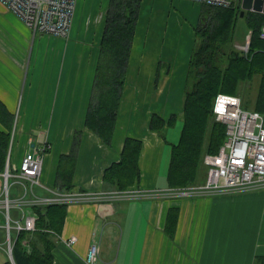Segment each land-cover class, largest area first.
<instances>
[{
	"label": "crops",
	"instance_id": "obj_1",
	"mask_svg": "<svg viewBox=\"0 0 264 264\" xmlns=\"http://www.w3.org/2000/svg\"><path fill=\"white\" fill-rule=\"evenodd\" d=\"M146 1L153 12L149 27L153 37L149 33L146 41L152 52L147 56L140 53L135 60L130 58L111 145L102 143L86 126L102 38L97 34L93 40L88 37L83 40L80 28L72 34L77 20L74 14L68 36L50 35L65 38V42L57 39L45 45L42 37L35 52L36 36L31 40L29 27L0 1V102L13 114L6 167L14 170L28 151L41 152L44 154L41 184L34 186V192L49 196L52 190L67 191L60 186L63 182H59V164L61 157L71 152L75 133L80 130L81 144L71 190L94 194L113 191L104 183L106 168L121 159L126 137L140 138L142 175L129 188L147 195L68 204L61 232H51L53 264H87L85 255L93 241L100 243L103 264H255L259 257H264V188L192 196L151 194L157 189L171 188L167 181L171 146L167 147L166 141L171 129L169 126L163 129L166 136L163 138L150 128L151 117L158 113L168 119L175 103L177 119L183 123V101L182 104L176 101L179 94L173 98L171 95L175 88L184 92L193 51L177 58L172 75L166 72L161 81L159 74L158 81L154 78L160 57L170 56L169 49L161 52L159 48V5L172 4L173 8L185 1L202 3ZM246 30L245 25V31L236 40L238 48L250 35ZM144 75L151 78L148 76L146 81ZM0 129L8 131L1 118ZM10 183V198L23 196V186L15 178H10ZM4 185L5 177L0 172V195H4ZM31 196L28 193L27 197ZM172 207L178 208V214L176 221L170 223L168 213ZM13 210L14 219L21 217L19 208ZM30 210L34 212L32 207ZM2 217L5 218L0 210V220ZM4 225L0 221V264L9 261L16 264L4 245L7 234ZM13 231L16 241L18 233ZM72 236L77 238L74 244L69 242ZM24 244L30 250L28 239Z\"/></svg>",
	"mask_w": 264,
	"mask_h": 264
},
{
	"label": "trees",
	"instance_id": "obj_2",
	"mask_svg": "<svg viewBox=\"0 0 264 264\" xmlns=\"http://www.w3.org/2000/svg\"><path fill=\"white\" fill-rule=\"evenodd\" d=\"M141 2L111 0L105 15L86 126L98 135L102 143L108 145L113 142L117 126ZM202 5L184 88L183 124L178 141L171 144L167 181L172 188L204 183L207 177L204 155L218 152L226 139V125L216 120L213 113L218 93L241 95L243 98L244 93L250 94L248 87L258 82L256 109H264V38L261 36L264 13L245 10L242 15L241 6ZM240 23L245 24L246 33H250L248 51L236 46ZM0 118L8 128V131L0 129V172H3L11 140L13 114L1 102ZM176 120V113L168 119L153 113L150 128L166 138L163 129L172 126ZM81 134L80 130L76 131L71 152L63 155L59 164V182H63L60 186L67 191L74 187L71 178L77 163ZM142 148V139L126 137L121 159L113 162L104 172L107 187L126 190L141 179L139 161ZM67 207V203L32 207L37 215V229L32 233L21 231L18 234L13 247L16 264H53L51 232H61ZM177 214L178 208H170L168 221L175 222ZM25 239L29 240L30 250L24 244ZM8 264L14 263L9 261ZM255 264H264V257H259Z\"/></svg>",
	"mask_w": 264,
	"mask_h": 264
},
{
	"label": "built area",
	"instance_id": "obj_3",
	"mask_svg": "<svg viewBox=\"0 0 264 264\" xmlns=\"http://www.w3.org/2000/svg\"><path fill=\"white\" fill-rule=\"evenodd\" d=\"M9 10L17 14L32 30L33 36L38 32L66 37L69 35L78 0H0ZM202 4L228 7L233 0H191ZM264 38V27L261 32ZM250 36L241 43L240 49L249 50ZM213 113L216 120L226 125V139L218 152H207L204 161L207 165V177L204 183L188 187H171L151 191L154 196H192L202 194L240 193L264 188V109L247 110L243 107L241 95L225 92L217 94ZM44 154L28 151L22 158L21 167L5 175L3 188L4 199H0V209L4 210L7 222L5 248L13 259L14 238L12 231L37 229V215L30 209L34 205L53 203H73L75 201L102 200L109 196H146L139 190L106 191L98 194L82 191H54L49 196H40L34 192V186L41 184ZM15 178L23 186L24 194L17 199L10 198V178ZM29 183V184H28ZM31 193V197H27ZM159 194V195H158ZM3 202V203H2ZM19 208L21 217L14 219L10 208ZM30 208V209H29ZM13 221V222H11ZM76 236L69 242L74 244ZM87 264H103L101 246L93 241L85 255Z\"/></svg>",
	"mask_w": 264,
	"mask_h": 264
},
{
	"label": "rangeland",
	"instance_id": "obj_4",
	"mask_svg": "<svg viewBox=\"0 0 264 264\" xmlns=\"http://www.w3.org/2000/svg\"><path fill=\"white\" fill-rule=\"evenodd\" d=\"M242 1L243 0H233L231 5L242 7ZM110 2L111 0H78L75 11L76 14L75 17L77 20L76 22L73 23L74 30L71 33L73 34L75 30L80 28V31L82 32L83 40L86 39L87 37L89 38V40H93L97 34L99 35V39H101L105 29V23H106L105 15L110 6ZM172 6H173L172 4L159 5V41H160L159 48L161 52L164 51V48L165 51H167L168 49L170 51L169 52L170 56L164 55L159 59L160 60L159 70H157L156 76L154 77L157 80L158 78L157 75L159 74V81H161V79L165 77L166 72L170 75L174 73V69L176 67V62L178 57L183 58L184 56L189 54L190 50H193L196 42V35H195L196 33L194 34V32L199 24L200 16L203 8L202 4H197L189 1H185V4L183 5L175 4L173 8ZM150 9H151L150 4L147 1L145 2V0H142L139 9V16L137 19L136 32L131 49V57H133L134 60L136 59V57L139 56L140 53L141 54L143 53L147 56L152 52L150 46L146 45V41L148 37H150V35H151L150 38L153 37L151 33L152 29H149L151 23H153L152 22L153 19H151L153 12ZM171 9L173 11L172 14H171ZM99 19L102 21H99ZM88 29H89V34H88ZM244 31H245V24L240 23V26L238 27V34ZM167 32L169 33L168 35ZM42 37L44 38L45 45L50 43V41L56 42L57 39H61L63 42L66 41L65 38H58V37L50 36L49 34L38 32L36 35L35 52L38 51L40 43L42 42ZM243 38L244 37H242V39ZM30 39L33 40V32L31 29H30ZM30 43L32 44V41ZM144 76L146 77V81H147L149 75L148 76L144 75ZM149 78L151 77L149 76ZM257 84L258 82H255L254 84L248 87L249 90H251L250 94L244 93L243 95V107L247 110L256 109ZM175 90L176 88L173 90L171 97L173 98V96L176 93L179 94L180 98H178L176 101L182 104L184 98L183 97L184 92L181 91L180 93V91L178 90L175 91ZM172 110L173 113L174 112L176 113L177 105L175 103L172 106ZM181 121L182 120L178 118L172 126H169V129H171V133L169 134L168 140L166 139L168 144L167 147H170L171 144L173 143L172 138H176V140L179 139L183 124ZM21 165H22V160L18 162L17 167H21ZM8 168L9 166H7L6 169L3 171L4 177L9 171ZM9 169L10 172H13L11 168ZM13 178H11V180ZM133 197L134 196H129V195L109 196L106 198V200L113 201L116 199L117 200L132 199ZM4 198H5L4 195H0V199H4ZM14 208H15L14 206H11L10 208L11 215L12 213L13 215H15V210H13ZM0 210L4 211L2 209ZM0 221L1 223L5 222L6 224L7 222L6 216L5 218L2 217ZM13 236H14V231H13Z\"/></svg>",
	"mask_w": 264,
	"mask_h": 264
},
{
	"label": "water",
	"instance_id": "obj_5",
	"mask_svg": "<svg viewBox=\"0 0 264 264\" xmlns=\"http://www.w3.org/2000/svg\"><path fill=\"white\" fill-rule=\"evenodd\" d=\"M242 15L245 10H253L264 13V0H243L242 1Z\"/></svg>",
	"mask_w": 264,
	"mask_h": 264
}]
</instances>
